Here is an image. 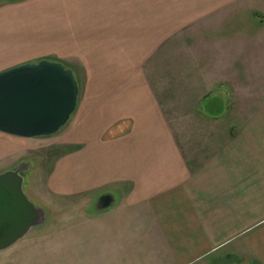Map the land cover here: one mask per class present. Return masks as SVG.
Here are the masks:
<instances>
[{"label": "crops", "instance_id": "crops-1", "mask_svg": "<svg viewBox=\"0 0 264 264\" xmlns=\"http://www.w3.org/2000/svg\"><path fill=\"white\" fill-rule=\"evenodd\" d=\"M251 1L0 7V72L51 60L80 87L60 155L38 188L28 179L48 226L87 219L104 264H264V102L252 106L236 68L251 38L222 31ZM26 140L0 133V174ZM102 196L113 205L88 215Z\"/></svg>", "mask_w": 264, "mask_h": 264}, {"label": "water", "instance_id": "water-1", "mask_svg": "<svg viewBox=\"0 0 264 264\" xmlns=\"http://www.w3.org/2000/svg\"><path fill=\"white\" fill-rule=\"evenodd\" d=\"M80 95L72 69L40 60L0 72V133L36 139L55 136L75 114ZM30 165L0 174V251L45 225L46 212L30 202L23 191ZM113 205L110 196L97 201L98 211Z\"/></svg>", "mask_w": 264, "mask_h": 264}, {"label": "rangeland", "instance_id": "rangeland-1", "mask_svg": "<svg viewBox=\"0 0 264 264\" xmlns=\"http://www.w3.org/2000/svg\"><path fill=\"white\" fill-rule=\"evenodd\" d=\"M9 1L15 0H0V7ZM222 27L226 35L235 31L240 33H236L237 37L241 35L251 38L240 44L237 42L239 45H236L234 52L242 63L240 67L236 66L242 80L241 92L252 93V106L259 105L264 102V0L237 5L224 19ZM58 139L59 136L55 135L26 140L24 156L17 166L9 169L16 170L21 163L30 165V171L24 176L23 191L31 203L42 209L41 202L28 195V179L33 177L32 184L35 189L38 188L41 179L60 155ZM39 196L36 194V197ZM96 205L97 202L87 211L88 215L100 212ZM45 212V225L31 229L25 237L0 251V264H104L103 256L95 258L92 254L94 251L103 253L104 243L98 241L99 235L97 239H92L90 231L94 228L87 219H79L75 224H71V221L62 227L54 222L51 227L47 223L48 219L50 221V213ZM58 230H61L60 234ZM221 263H226V260H221Z\"/></svg>", "mask_w": 264, "mask_h": 264}]
</instances>
